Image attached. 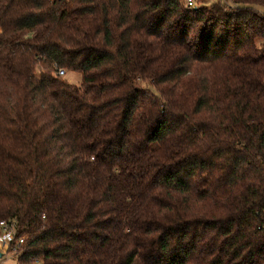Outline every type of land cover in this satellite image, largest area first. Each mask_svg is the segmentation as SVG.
<instances>
[{
	"label": "trees",
	"instance_id": "trees-1",
	"mask_svg": "<svg viewBox=\"0 0 264 264\" xmlns=\"http://www.w3.org/2000/svg\"><path fill=\"white\" fill-rule=\"evenodd\" d=\"M0 220L19 264H264V0H0Z\"/></svg>",
	"mask_w": 264,
	"mask_h": 264
},
{
	"label": "built area",
	"instance_id": "built-area-1",
	"mask_svg": "<svg viewBox=\"0 0 264 264\" xmlns=\"http://www.w3.org/2000/svg\"><path fill=\"white\" fill-rule=\"evenodd\" d=\"M186 6H193L195 0H183ZM55 73L58 76L66 74L64 69L56 68ZM25 244V236L18 235L15 223L6 220H0V264L18 263V255L22 252ZM38 262L34 260L33 263Z\"/></svg>",
	"mask_w": 264,
	"mask_h": 264
},
{
	"label": "rangeland",
	"instance_id": "rangeland-1",
	"mask_svg": "<svg viewBox=\"0 0 264 264\" xmlns=\"http://www.w3.org/2000/svg\"><path fill=\"white\" fill-rule=\"evenodd\" d=\"M199 0H196V2L198 3ZM208 2H218L220 0H207ZM38 67L36 69V72H38ZM62 78L67 79L68 82H72L74 84H77L80 82L81 80V76L79 73L77 72H66V74L64 76H62ZM11 264H17L16 262H11ZM33 264H39V262L33 263Z\"/></svg>",
	"mask_w": 264,
	"mask_h": 264
}]
</instances>
